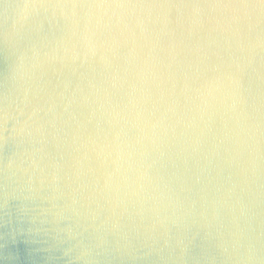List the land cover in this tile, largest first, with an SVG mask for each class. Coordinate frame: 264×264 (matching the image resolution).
I'll return each mask as SVG.
<instances>
[{
	"label": "water",
	"instance_id": "obj_1",
	"mask_svg": "<svg viewBox=\"0 0 264 264\" xmlns=\"http://www.w3.org/2000/svg\"><path fill=\"white\" fill-rule=\"evenodd\" d=\"M25 2L0 3V264H87L105 249L111 264H185L189 241L187 264H224L217 245L249 217L264 243L255 13L193 7L236 0Z\"/></svg>",
	"mask_w": 264,
	"mask_h": 264
},
{
	"label": "clouds",
	"instance_id": "obj_2",
	"mask_svg": "<svg viewBox=\"0 0 264 264\" xmlns=\"http://www.w3.org/2000/svg\"><path fill=\"white\" fill-rule=\"evenodd\" d=\"M0 3H3V0H0ZM9 7L6 6L5 10ZM18 9H64V8H77V7H87V8H164V7H186L183 4H132V3H114V4H107V3H98V4H68V3H45V2H37V0H33V2L28 3L25 2L23 5H16ZM193 7L200 8V7H208L213 9H229L233 11L242 10L246 16H249L251 20V16L249 10L255 13V26L259 27L261 23H264V2L262 0H236V2H229V3H213L208 5H193ZM251 26V25H250ZM7 34L5 35V41L7 42ZM250 47L255 50L259 47H264V39H261L260 36H257V39L254 44H251ZM13 85H15L16 76L13 75L12 77ZM237 86L239 87V82L237 81ZM10 101L9 92L6 91L2 96V103L3 107H0V119L3 120L4 130H7V122L9 119L8 115V106ZM257 132H259V125H257ZM11 167V162L5 167V175H7L8 168ZM254 231L251 226V217H249L246 227L240 228L237 225L236 232H233L232 235V243L229 245L227 241H224L222 238L220 243L217 247L220 249V257L224 264H264V243H260V238H254L251 234ZM264 236V234H262ZM13 240H15V236L13 235ZM241 241H246V244L241 243ZM182 243L181 248V256L180 259L187 264L188 260L190 259L189 253L192 241H189L187 244ZM168 247L167 241L165 242V248ZM67 255V253H65ZM151 255V250L145 253L143 257H133V259H148ZM103 256V260L105 264H111L112 260L115 259L108 251L105 249L103 252H97L95 256L92 254L91 250H89L85 257L87 264H94L97 257ZM161 259H164L162 256ZM191 259L196 260L195 257H191ZM208 259V257H205ZM217 257H211V264H215ZM197 264L199 262L197 261Z\"/></svg>",
	"mask_w": 264,
	"mask_h": 264
},
{
	"label": "snow or ice",
	"instance_id": "obj_3",
	"mask_svg": "<svg viewBox=\"0 0 264 264\" xmlns=\"http://www.w3.org/2000/svg\"><path fill=\"white\" fill-rule=\"evenodd\" d=\"M262 2H264V0H262Z\"/></svg>",
	"mask_w": 264,
	"mask_h": 264
}]
</instances>
